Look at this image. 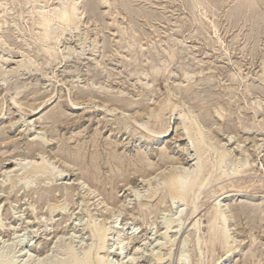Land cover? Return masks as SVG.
<instances>
[{"label":"rangeland","instance_id":"obj_1","mask_svg":"<svg viewBox=\"0 0 264 264\" xmlns=\"http://www.w3.org/2000/svg\"><path fill=\"white\" fill-rule=\"evenodd\" d=\"M70 1L35 6L51 10ZM102 1L88 0L91 10H81L79 22L50 29L59 37L48 43L53 49L45 56L38 52L37 31L27 24V7L0 0V23H8L4 44L0 39V264H25L23 253L28 264L79 262L89 249L108 264H130L133 249L139 250L131 264H157L158 255L163 264H179L182 254L185 264H197L200 252L203 264H215L225 252L201 242L197 248L196 237L207 239V218L221 187L227 192L221 205L230 217L226 229L234 240L229 245L243 249L226 264H264V215L257 207L264 201V3L255 9L259 29L248 39L251 21L228 24L234 0H124L129 8L133 4L129 14L119 5L123 0ZM197 1L206 2L205 8L192 9ZM22 62L27 69L14 72ZM153 67L160 74L152 75ZM182 113L194 117L210 148L228 155L221 165L226 177L216 181L218 172L212 171L205 176L209 185L189 208L163 190L169 173L184 176L196 162L194 144L178 121ZM159 127L166 136L145 129ZM40 164L65 178L51 182L47 174L33 175L32 167ZM242 166L245 173L230 175ZM24 177L29 187L22 186ZM76 178L95 189L102 206L94 208L83 189L74 191ZM150 192H156L153 198ZM109 222L115 231L97 252L88 229ZM118 233H134L135 239L117 259Z\"/></svg>","mask_w":264,"mask_h":264},{"label":"bare ground","instance_id":"obj_2","mask_svg":"<svg viewBox=\"0 0 264 264\" xmlns=\"http://www.w3.org/2000/svg\"><path fill=\"white\" fill-rule=\"evenodd\" d=\"M6 1V0H5ZM48 1L49 0H19V4L20 5H22V7H23V5H25L27 8V12L26 11H24V12H26V20H28V22L29 23H27V24H29L31 27H32V29L34 30L33 32H36L35 33V41L37 42V44L38 45H40L41 46V49L40 48H38L39 50H38V52L39 53H44V54H46L45 56H47V55H51V51H52V49H53V47H49V45H48V43H50V41H52V40H56V38L58 39V37H53L54 35L50 32V29H52L53 27H55V26H60V25H62L61 27H69L70 25H72V24H74L75 22H79L78 20V17H79V12L82 10L83 12H87V11H90L91 10V7H88V0L86 1V3L83 5L82 3H81V1H78V0H72V1H70L69 3H67V4H64V6H61V5H63L62 3H61V5L60 6H58L60 3H58V7H55V8H53V9H51V10H47L48 8H46V9H38L37 8V4L36 3H43L44 5H46L47 3H48ZM61 1V0H60ZM85 1V0H84ZM92 1V0H91ZM96 1V0H95ZM104 1V0H103ZM102 1V2H103ZM132 1V0H131ZM135 1V0H134ZM196 1V0H195ZM208 2H210V3H212L210 0H207ZM233 1V0H232ZM231 1V2H232ZM3 2V1H2ZM1 2V3H2ZM59 2V1H58ZM90 2V1H89ZM118 2V1H117ZM127 2V1H126ZM126 2H124V0L122 1V2H120L119 1V5H120V7L123 9V12L124 11H126V13H128L129 14V12H130V10L129 9H131L132 7H133V4H132V7L131 8H129L128 7V5L127 4H129L130 3V0H129V3H127L126 4ZM133 2V1H132ZM131 2V3H132ZM187 2V1H186ZM190 2V1H189ZM191 2H194V0L193 1H191ZM6 3V2H5ZM17 3V2H16ZM92 3V2H91ZM90 3V4H91ZM104 3L105 4H109L110 2H107L106 0L104 1ZM114 3V2H113ZM206 3V2H205ZM205 3H203V2H199V1H197V2H195L193 5H192V9H194V8H199V7H203V8H205ZM264 3V0H234V4H233V6H232V4H231V8H228V9H230V10H228L227 9V20H228V24H229V26H232V25H234V24H236L237 22H249L250 23V21H251V23L250 24H252V26H251V29L249 30V28H248V30H249V34H248V39H251L253 36H254V34L258 31V29H259V22L258 21H261V20H258L257 19V17H255L256 15H255V9H256V7H258L260 4H263ZM7 4V3H6ZM5 4V5H6ZM14 3H12V5H13ZM35 4L37 5V6H35ZM103 4V3H102ZM104 4V5H105ZM114 4H116V3H114ZM188 4V3H187ZM192 4V3H191ZM8 5V4H7ZM10 5V4H9ZM111 5V4H110ZM118 5V4H117ZM2 6V4H0V7ZM11 6V5H10ZM14 6V5H13ZM12 6V7H13ZM91 6V5H90ZM97 6V5H96ZM191 5H189V7H190ZM208 6V5H207ZM206 6V7H207ZM219 6V5H218ZM261 6V5H260ZM12 7H11V9H12ZM15 7V6H14ZM21 7V6H20ZM44 7V6H43ZM95 7V6H94ZM187 7H188V5H187ZM6 8V7H5ZM25 8V7H24ZM110 8V7H109ZM115 8H116V5H115ZM191 8V7H190ZM209 8V7H208ZM1 9V8H0ZM15 9V8H14ZM25 9V10H26ZM140 9V8H139ZM139 9H137L138 11H139ZM143 9V8H142ZM191 9V10H192ZM201 9V8H200ZM211 9H213L212 7H211ZM215 9H216V6H215ZM258 9L260 10V8L258 7ZM9 10V9H8ZM93 10V9H92ZM190 10V11H191ZM205 10V9H204ZM203 10V11H204ZM96 11V10H95ZM122 11V10H121ZM132 11V13H133V10H131ZM134 11H136V10H134ZM146 11V10H145ZM144 11V12H145ZM190 11H189V13H190ZM200 11H202V10H200ZM202 11V12H203ZM1 12V11H0ZM4 10H2V13L4 14ZM92 12V11H91ZM94 12V11H93ZM137 12V11H136ZM142 12H143V10H142ZM142 12H139V15L142 13ZM148 12V11H147ZM192 12V11H191ZM210 12V11H209ZM1 13V14H2ZM6 13H7V11H6ZM90 13V12H89ZM125 13V12H124ZM130 14V15H134V14ZM194 13V12H193ZM197 13V12H196ZM215 13H216V11H215ZM214 13V14H215ZM0 14V15H1ZM17 14V13H16ZM95 14V13H94ZM145 14V13H144ZM144 14H142V15H144ZM205 14H206V12H205ZM212 14V13H211ZM260 14V13H259ZM261 14H262V12H261ZM18 15V14H17ZM21 16H25V15H22V14H20ZM82 15H83V13H82ZM85 15H86V13H85ZM91 15V14H90ZM97 15V14H96ZM100 15V14H99ZM189 15V14H188ZM199 15V14H198ZM209 15V14H208ZM226 15V14H225ZM5 16V15H4ZM136 16V15H135ZM145 16V18H147V20L149 19V17L147 16V15H144ZM189 16H191V17H193L192 15H189ZM200 16V15H199ZM203 16H204V14H203ZM260 16V15H259ZM137 17H138V15H137ZM140 17H142V16H140ZM202 17V16H201ZM206 17V16H205ZM226 17V16H225ZM261 17V16H260ZM25 18V17H24ZM144 18V17H143ZM153 18V17H152ZM204 18V17H203ZM20 19V18H19ZM189 19H190V17H189ZM195 19V18H194ZM2 20H3V18H2ZM2 20H0V21H2ZM23 20V19H22ZM192 20V19H191ZM202 20V19H201ZM198 21L200 22V19H198ZM263 21V20H262ZM213 22V21H212ZM261 23V22H260ZM263 23V22H262ZM8 24V23H7ZM7 24H6V22L5 21H3L2 23H0V39L3 41L4 40V38L6 37V29H7ZM10 24H12V23H10ZM15 24V23H14ZM57 24H59V25H57ZM192 24V23H191ZM197 25V24H196ZM195 25V23H194V27L196 26ZM202 25H203V22H202ZM262 25V24H261ZM264 25V24H263ZM205 26V25H204ZM210 26H211V24H210ZM213 26V25H212ZM9 27V26H8ZM17 27V26H16ZM16 27H13V28H16ZM57 27H56V29H57ZM198 27V26H197ZM250 27V26H249ZM10 28V27H9ZM203 27H201L200 29H202ZM263 28V27H262ZM31 29V28H30ZM212 29H214L215 30V28L213 27ZM12 30V29H11ZM18 30V29H17ZM27 30V29H26ZM55 30V29H54ZM61 30H64V29H62L61 28ZM197 30H198V28H197ZM204 30V29H203ZM13 31V30H12ZM10 32V33H13V32ZM16 31V30H15ZM20 31V30H19ZM18 31V32H19ZM31 31V30H30ZM58 31V30H57ZM60 31V30H59ZM195 31H196V29H195ZM53 32V31H52ZM122 32V31H121ZM199 32H201V31H199ZM203 32V31H202ZM202 32H201V34H202ZM248 32V31H247ZM59 33V32H58ZM135 33V32H134ZM22 34V33H21ZM20 34V35H21ZM128 34V33H127ZM13 35V34H12ZM31 35H33V34H31ZM132 35V34H131ZM134 35V34H133ZM61 36V35H60ZM200 36V35H199ZM255 36H257V35H255ZM19 37V36H18ZM8 38H10V37H8ZM20 38V37H19ZM33 38V37H32ZM32 38H31V40H32ZM127 38V37H126ZM22 39V38H21ZM10 40H14V39H10ZM31 40H30V42H31ZM16 41H17V39H16ZM128 41V40H127ZM135 41H136V39H135ZM165 41V40H164ZM30 42H27V44L28 43H30ZM36 42H35V44H36ZM166 42V41H165ZM8 43V42H7ZM56 43V42H55ZM126 43V42H125ZM0 44H2V43H0ZM3 44H4V41H3ZM9 44V43H8ZM34 44V43H33ZM51 44V43H50ZM130 44H131V42H130ZM181 44V43H180ZM6 45V44H5ZM54 45V44H53ZM1 46V45H0ZM7 46V45H6ZM56 46V45H55ZM134 46V45H133ZM137 46V45H136ZM182 46V45H181ZM180 46V47H181ZM4 47V46H3ZM28 47H30V46H28L27 45V48ZM39 47V46H38ZM93 47V46H92ZM26 48V49H27ZM95 48H96V45H95ZM153 48V47H152ZM29 49H31V47L29 48ZM28 49V52L30 51ZM139 49H141V48H139ZM153 50V49H152ZM176 50V49H175ZM94 51H95V49H94ZM93 51V52H94ZM35 52V51H34ZM92 52V51H91ZM177 52H179V51H177ZM31 53V52H30ZM53 53H54V51H53ZM95 53V52H94ZM134 53V52H133ZM153 53V52H152ZM173 53V52H172ZM35 54H36V52H35ZM43 54V55H44ZM156 54V53H155ZM151 55V54H150ZM175 55V54H174ZM157 56V55H156ZM170 57H171V55H169ZM34 57V56H33ZM40 57V56H39ZM128 57H129V55H128ZM136 57V56H135ZM36 58V57H35ZM41 58H42V56H41ZM51 58V57H50ZM49 58V59H50ZM132 58V57H131ZM154 58H155V56H154ZM3 59H5V58H3ZM29 59H31V58H28V60ZM33 59V58H32ZM157 59V58H156ZM167 59H169V58H167ZM172 59V58H171ZM170 59V60H171ZM42 60H43V58H42ZM45 60V59H44ZM128 60H131V59H127V61ZM27 61V60H26ZM132 61V60H131ZM130 61V62H131ZM174 61V60H173ZM0 62H1V60H0ZM2 62H3V60H2ZM4 62H6L5 60H4ZM28 62V61H27ZM29 62H31V61H29ZM149 62V61H148ZM26 63V62H25ZM33 63V60H32V62H31V64ZM46 63H47V61H46ZM165 63V62H164ZM171 63V62H170ZM19 64V63H18ZM34 64V63H33ZM132 64V63H131ZM26 65H28V64H23V62H22V64H20L19 65V67L14 71V72H18V70H22V69H27V67L28 66H26ZM169 67V66H168ZM1 68V67H0ZM162 68V67H161ZM152 70V69H151ZM166 70V69H165ZM164 70V72H166ZM150 71V70H149ZM159 69H154V67H153V72L152 71H150V72H152L153 74L152 75H158V74H160L159 73ZM1 72V71H0ZM14 72H12V74L14 75H16V73H14ZM162 72V71H161ZM2 74H4V73H2ZM11 74V75H12ZM150 74V73H149ZM165 74V73H164ZM6 75V74H5ZM161 75H162V73H161ZM170 75V74H169ZM171 75H173L172 73H171ZM4 76V75H3ZM139 77V76H138ZM167 79H168V77H166ZM186 78V77H185ZM264 79V78H263ZM151 80H152V78H151ZM260 85V84H259ZM148 87V86H147ZM91 88V87H90ZM249 88V87H248ZM254 89V88H253ZM262 89V88H261ZM93 90V89H92ZM98 90V89H97ZM99 91V90H98ZM13 103V102H12ZM15 104V103H14ZM164 104V103H163ZM165 105H166V103H165ZM18 107V106H17ZM164 108V107H163ZM166 108V107H165ZM168 109H170L169 107H167ZM167 108H166V110H167ZM115 109V108H114ZM160 110V109H159ZM158 111V110H157ZM254 111H256V110H254ZM115 112V111H114ZM149 113V112H148ZM159 113V112H158ZM155 114H157V113H155ZM187 115H189V114H187ZM156 116V115H155ZM155 116H154V118H155ZM156 119L158 120V117H156ZM156 119L154 120V121H156ZM180 123H181V125L183 126V130L185 131V136L187 137V140H189V142L191 141L194 145H193V149H194V152H195V159H196V162L194 163V165H193V170L190 172V173H188L189 172V170L187 171V173L186 172H184V173H186V175H184L183 176V174H182V176L181 175H178V173H176L175 172V174H172L171 173V175H170V173H169V175H167L168 177H166V184H165V187L163 188V190H165L166 191V194L167 195H169L171 198H174V200L176 199V203L177 204H179L180 206L179 207H183V206H189V205H192V201H193V199L195 198L194 196L196 195V194H199L200 193V191H202L201 189H204V187H206L207 185H209L208 184V181H209V179H208V181L205 179L206 177L205 176H207L211 171H212V173L213 172H218L216 175H215V180L217 181V180H220L222 177H226V175L227 174H225V173H223L222 171H221V165H222V163H223V161H224V159H225V157H227L228 155H227V153H226V155L225 154H220V153H222V152H218L216 149H214V148H210V146L212 145H208V141L206 142L205 140H203L204 139V137H202V139H201V134H202V131H201V128L196 124V122H195V119H194V117L191 115L190 117H187L186 115H183V113L180 115V117H179V120H178ZM187 121V122H186ZM180 125V124H179ZM148 126V125H147ZM147 126H145V127H147ZM154 126V125H153ZM162 128H164V127H162ZM161 127H159V128H156V129H151V128H145L146 130H147V133H148V131L151 133V134H161V133H163L162 131H161V129H162ZM166 130V129H165ZM150 134V135H151ZM164 134V133H163ZM156 136V135H155ZM164 136H166V134H164ZM163 137V136H162ZM147 138V137H146ZM149 138H151V137H149ZM230 139V138H229ZM39 140H41V142L43 141L42 139H39ZM148 139H146V141H147ZM149 140H151V139H149ZM215 145V144H214ZM218 145V144H217ZM165 150V149H164ZM163 149H162V151H164ZM161 151V152H162ZM164 153V152H163ZM224 153V152H223ZM230 155V154H229ZM213 157V158H212ZM231 157V156H230ZM51 158V157H50ZM228 158V157H227ZM227 158H226V160H227ZM232 159V158H231ZM142 161V160H141ZM228 161V160H227ZM245 161H246V159H245ZM31 162V161H30ZM233 162V161H232ZM235 162H237V161H235ZM244 162V161H243ZM19 163V162H18ZM21 163V162H20ZM58 163V162H57ZM145 163V162H144ZM26 164V163H25ZM65 164V163H64ZM50 165V164H49ZM142 165V164H141ZM25 166V165H24ZM65 166H66V164H65ZM72 166V165H71ZM224 166H225V164H224ZM51 167H48L47 165H45V164H40V165H37V166H33L32 167V171H33V175H37V174H40L41 176L42 175H49V177H51L52 179H51V182L52 181H54V180H62V178H65V177H63V175H62V172H53V170H51L50 169ZM63 168V167H62ZM66 169H69V170H71V169H73V167H71L70 168V165H67L66 167H65ZM172 168H174L175 169V167H172ZM192 168V167H191ZM237 168V167H236ZM13 169V168H12ZM246 169V167L245 166H242L241 167V169L239 168V169H233L232 170V174H230V175H241V174H243V173H245L247 170H245ZM119 170V169H118ZM222 170H224V169H222ZM66 171V170H65ZM123 171V170H122ZM137 171V170H136ZM184 171V170H183ZM225 171V170H224ZM119 172V171H118ZM138 172H142V170H141V168L140 169H138ZM159 172V171H158ZM158 172H156V173H158ZM162 172V171H161ZM172 172V171H171ZM2 173V172H1ZM7 174V173H6ZM165 174V173H164ZM114 175H116V174H114ZM113 175V176H114ZM155 175V174H154ZM210 175H211V173H210ZM229 175V176H230ZM7 176V175H6ZM39 176V175H38ZM209 176V175H208ZM16 177V176H15ZM210 177V176H209ZM228 177V176H227ZM25 178V177H24ZM33 178V177H32ZM150 178V177H149ZM164 178V177H163ZM231 178H232V176H231ZM23 180V179H22ZM21 180V181H22ZM153 180V179H152ZM143 181H145V180H143ZM155 181V180H154ZM228 181V180H227ZM18 182V181H17ZM146 182V181H145ZM16 183V182H15ZM142 183V182H141ZM147 183H149V182H147ZM22 184V186L24 187V188H26V187H29L30 186V182H28V180L25 178L24 180H23V182L21 183ZM163 185H164V182H163ZM230 185V184H229ZM238 185V184H237ZM251 185V184H250ZM86 186V185H85ZM134 186V185H133ZM160 186V185H159ZM219 186V185H218ZM231 186V185H230ZM71 187L74 189V191H77V192H79V189L81 188V189H83L84 190V193H83V198H85V199H87L88 200V202L89 201H92V206H94V208H97L98 206H100L101 204H102V201H99V200H96V198H97V196L95 195L96 194V192H95V189L93 188V187H90V186H87V187H84V185H83V183L79 180V179H75L74 180V182H72L71 183ZM119 187V186H118ZM147 187V186H146ZM154 187V186H153ZM232 187H234V186H232ZM257 187H259V185L257 186ZM261 187V186H260ZM125 188V187H124ZM133 189V188H132ZM135 189V188H134ZM224 189H225V187H221L220 188V191L222 192L221 193V196H219V197H221V198H219V199H217L216 201H215V203H214V205L211 207L212 208V211H211V213L208 215V218H207V222H206V232H204L203 234L207 237V239H205V240H203V238H199V237H196L195 239H196V247L198 248V247H200V242H201V245H203V247H204V245L207 247V245L209 246V247H213V246H215V245H219V247H220V249L223 251V252H225V256H224V258H222V259H220V260H218L217 261V263H215V264H226L227 263V259H229V257L232 255V254H236V253H238V252H242V250L240 249V248H236V249H234V248H231L230 247V245L229 244H231V242L232 241H234L233 240V237L231 238L230 236V234L228 233V230L226 229V226L230 223V217L227 215L228 214V212H227V210L224 208V205H221V201H223L224 199H226L227 198V196H226V194H227V192H223L224 191ZM230 189V188H229ZM49 190V189H48ZM209 190V189H208ZM234 190V189H233ZM48 192V191H47ZM137 192V191H136ZM163 192V191H162ZM42 193V192H41ZM40 193V194H41ZM155 194H156V192H150V196L148 197V198H153L154 196H155ZM165 194V195H166ZM216 194V193H215ZM39 195V194H38ZM229 195V194H228ZM134 196V195H133ZM137 196H138V194H137ZM226 196V197H225ZM39 197V196H38ZM165 197V196H164ZM138 198V197H137ZM41 199H43L42 198V196H41V198H40V200ZM98 201H99V203H98ZM125 202V201H124ZM124 202H122L121 203V206H119V208L121 207H123L124 206ZM96 204V205H95ZM123 204V205H122ZM247 204V203H246ZM58 205V204H57ZM104 205V204H103ZM120 205V204H119ZM248 205H249V203H248ZM63 206V205H62ZM97 206V207H96ZM102 206V205H101ZM106 207V206H105ZM126 207V206H125ZM141 207V206H140ZM250 207V206H249ZM249 207H246L245 209H246V211H252L251 209L252 208H249ZM253 207V206H252ZM258 207V209H260L259 211H260V214H263L264 215V201L260 204V208H259V206H257ZM180 208V209H181ZM189 208V207H188ZM195 208H196V210H197V207L195 206ZM195 208H193L192 210H191V215L190 216H192L193 214H195V212H196V210H195ZM88 209V208H87ZM101 209V208H100ZM103 209V208H102ZM108 208H106V210H107ZM124 209V208H123ZM257 209V210H258ZM62 210V209H61ZM105 210V209H104ZM105 210V211H106ZM241 210V209H240ZM93 211H96V209H94ZM107 211H109V210H107ZM126 212V211H125ZM178 212V211H177ZM258 212V211H257ZM256 212V213H257ZM119 213V212H118ZM122 213V212H121ZM179 213H183V211H181V210H179ZM241 213V212H240ZM248 213V212H247ZM246 213V214H247ZM251 213H253V212H251ZM128 214V213H127ZM176 214V213H175ZM206 214H208V212L206 213ZM250 214V213H249ZM248 214V215H249ZM121 215V214H120ZM253 215V214H252ZM89 216V215H88ZM91 216V215H90ZM194 216V215H193ZM246 216V215H245ZM244 216V217H245ZM254 216V215H253ZM108 217V216H107ZM247 217V216H246ZM251 217V216H250ZM249 217V218H250ZM262 217V216H261ZM260 217V218H261ZM200 218V217H199ZM252 218H254V217H252ZM194 220V219H193ZM249 220V219H248ZM175 221H177V219L175 220ZM261 221H264V217L263 218H261ZM91 223H93L92 222V220L90 221ZM178 222V221H177ZM1 223V222H0ZM103 223V222H102ZM179 223V222H178ZM165 224V223H164ZM167 224V223H166ZM180 224V223H179ZM197 224H198V222L196 221V222H194L193 223V229L197 226ZM89 225H90V223H89ZM89 225H88V227H89ZM103 225V224H102ZM183 225V224H182ZM230 225V224H229ZM101 226V225H100ZM181 226V225H180ZM179 226V227H180ZM87 227V228H88ZM0 228H3L1 225H0ZM169 228V227H168ZM118 229V228H117ZM190 230L191 232L193 231H199V230ZM198 229V228H197ZM89 231H90V235H91V238L92 239H94L95 241H96V246H95V248H96V250H97V252L98 251H101L102 249H103V247H104V244H107V242H108V238H109V236H111V234H112V230H114V227L113 226H111V222H109L108 224H106L105 225V227H96L94 224H93V226H91L90 225V227H89V229H88ZM115 231V230H114ZM166 231H167V228H166ZM116 233V232H115ZM196 233V232H195ZM198 233V232H197ZM119 234V236H118V239L116 240L117 242H116V244H115V248H114V251H113V257H115V258H120L121 256H122V254H123V251H124V247L127 245V243H128V241H133V239H135L134 238V236H132V235H134V233H131V234H126V233H122V234H120V233H118ZM163 235V234H162ZM163 237V236H162ZM186 239V238H185ZM185 244V243H184ZM69 245V244H68ZM128 246V245H127ZM165 246V245H164ZM160 247H162V246H160ZM171 247V246H170ZM169 247V248H170ZM94 248V249H95ZM105 248V247H104ZM137 247H135V249H136ZM181 248H183V245L181 246ZM208 248V247H207ZM133 249V248H132ZM205 249V248H204ZM69 250V249H68ZM126 250V249H125ZM139 249H137V250H134L133 249V251H135V252H133V254H130L131 255V259L130 260H132V262H134L135 261V256L137 255L136 254V252L138 251ZM92 251L94 252L95 250H93V249H89V250H87L85 253H84V258H83V260L82 261H79V262H74V261H71L72 263H68V261H67V264H108V263H106V262H104L103 260H102V258H98L97 256H96V252L94 253L95 255H94V257H93V254H92ZM205 251V250H204ZM208 251V250H207ZM69 253L71 254V251L69 250ZM203 253L204 252H200V255H199V260H198V263L197 264H203V262H202V259H203ZM244 254H245V252H243ZM211 254V253H210ZM68 255V254H67ZM99 255V254H98ZM181 255V254H180ZM206 255H208V254H206ZM252 254L251 253H249L248 254V257H250ZM22 257H23V261L25 260V264L27 263L28 264V262H30V259H29V255H27V253H23V255H21ZM96 256V257H95ZM159 256V255H158ZM158 256H156V257H154L153 258V260H155V262L157 263V264H163V258H161V257H158ZM170 257V255H169V253H168V255H167V257ZM185 255L184 254H182L180 257H179V264H185L186 263V258L184 257ZM212 256V255H211ZM215 256V255H214ZM72 257V256H71ZM133 257V258H132ZM135 257V258H134ZM166 257V258H167ZM198 257V256H197ZM46 258H47V256H46ZM70 258V257H69ZM69 258L68 259H66V260H69ZM165 258V257H164ZM205 258V257H204ZM1 259V258H0ZM104 259V258H103ZM170 259V258H169ZM71 260V259H70ZM69 260V261H70ZM73 260V259H72ZM130 260H129V262H130ZM1 262V261H0ZM21 262V261H20ZM39 262V261H38ZM37 262V263H38ZM41 262V261H40ZM132 262H130V264L132 263ZM4 263H6L5 261H4ZM13 263V262H12ZM38 264H40V263H38ZM43 264V263H42ZM57 264V263H56ZM58 264H60V263H58ZM66 264V263H65ZM110 264V263H109ZM119 264H122V262H119Z\"/></svg>","mask_w":264,"mask_h":264}]
</instances>
